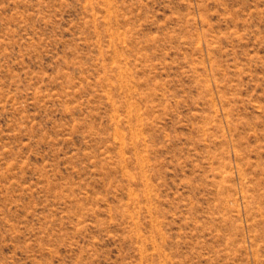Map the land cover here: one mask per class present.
Listing matches in <instances>:
<instances>
[{
  "label": "rangeland",
  "instance_id": "374dc122",
  "mask_svg": "<svg viewBox=\"0 0 264 264\" xmlns=\"http://www.w3.org/2000/svg\"><path fill=\"white\" fill-rule=\"evenodd\" d=\"M0 264H264V0H0Z\"/></svg>",
  "mask_w": 264,
  "mask_h": 264
}]
</instances>
